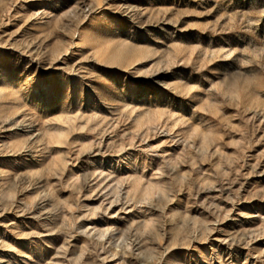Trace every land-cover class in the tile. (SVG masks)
<instances>
[{
  "label": "rangeland",
  "instance_id": "1",
  "mask_svg": "<svg viewBox=\"0 0 264 264\" xmlns=\"http://www.w3.org/2000/svg\"><path fill=\"white\" fill-rule=\"evenodd\" d=\"M0 264H264V0H0Z\"/></svg>",
  "mask_w": 264,
  "mask_h": 264
}]
</instances>
